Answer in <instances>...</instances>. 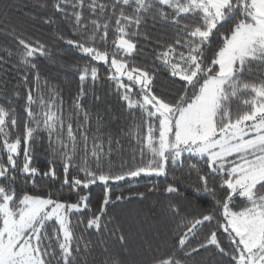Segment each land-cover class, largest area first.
<instances>
[{
	"label": "snow or ice",
	"instance_id": "obj_1",
	"mask_svg": "<svg viewBox=\"0 0 264 264\" xmlns=\"http://www.w3.org/2000/svg\"><path fill=\"white\" fill-rule=\"evenodd\" d=\"M52 8L84 37L68 39L67 44L91 61L110 63L114 72L108 80L114 82L118 100L134 117L127 135L136 140L142 163L122 160L119 171H114L113 155L123 148L118 137L113 139L111 132L103 131V117L97 115L95 131L89 135L92 115L81 100L86 95L85 81L93 85L98 81L97 67L86 64L76 69L81 87L73 105L74 128L71 120L65 123L56 102L58 93L49 89L46 96L41 90L33 58L49 56L47 48L16 36L23 48L20 62L37 75L33 87L27 89L23 134L15 139L10 131L17 125L14 109L0 104V151L6 154V161L0 159V264H89L91 241L75 233L72 221L73 216L91 211L89 195L81 192L97 182L104 185L99 211L78 221L84 231L100 232L110 222L102 223L106 206L112 203L111 183L167 177L185 165L186 183L173 176L162 190L149 189L187 204L169 201L168 213L179 218L176 227L186 231L177 235L171 254L154 256L148 264H200L194 257L201 251L209 252L210 258H227L228 264H264V0H55ZM109 8L111 13H106ZM85 10L97 17L107 14V19L86 23ZM113 18V50L105 47L102 51L95 45H107ZM149 20L153 27L157 23L169 26L174 34L170 43L156 39L158 68L151 71L128 63L138 50L140 28ZM144 39L150 40L147 33ZM8 54L12 55L11 50ZM158 72L167 73L179 85L174 94L155 93ZM27 79L24 76L25 84ZM45 136L53 159L48 170L42 171L33 166V153L34 145ZM57 159L63 170L61 189L67 186L75 202L51 189L43 195L17 191L20 177L33 186L38 177L60 180ZM135 195L144 197L145 193ZM208 198L210 206L205 207L201 201ZM205 228L208 234L191 247ZM111 235L126 252V236L117 231ZM106 264L128 262L122 252H116Z\"/></svg>",
	"mask_w": 264,
	"mask_h": 264
},
{
	"label": "trees",
	"instance_id": "obj_2",
	"mask_svg": "<svg viewBox=\"0 0 264 264\" xmlns=\"http://www.w3.org/2000/svg\"><path fill=\"white\" fill-rule=\"evenodd\" d=\"M47 2V7L40 5ZM55 0H0V104L7 109H14L13 115L17 120L15 129H10L12 139L23 134L24 121L27 119L25 112L27 89L33 87L37 71L40 76L41 90L47 96L49 89L58 93L57 105L62 108L65 123L71 122L75 128L77 120L74 109V100L81 87L79 81V72L77 67H83L86 64H92L98 69V81L93 85L91 80L84 83L85 97L81 103L87 108L92 115V129L89 133L91 136L96 127L97 115L103 117L101 121L103 131L111 132L113 139L119 138L123 151L113 155L116 165L114 171H119V165L122 160H127L129 164L142 163L138 146L134 138H130L127 133L134 117L128 114V110L122 106L115 94V84L108 80L112 73L108 64L91 61L90 57L80 53L74 46L66 43L68 39L83 40L84 37L76 34L71 24L60 14H57L52 8ZM104 3H110V0H101ZM70 13L72 9L69 7ZM107 9L106 13H111ZM131 13V9H126ZM99 18L101 22L107 19V14L102 17L91 15L87 10L84 12V21L87 23L90 19ZM54 21L49 23L48 21ZM91 28V25H89ZM115 21H110L107 45L97 43L95 46L100 50H113L112 41L115 38ZM147 33L150 40L144 39ZM16 36L35 44L39 41L44 44L49 52V56H37L33 62L37 65V71L27 70L26 66L20 62V55L23 52L22 46L17 43ZM63 36L64 39L59 37ZM173 32L169 26L159 23L153 27L152 21L149 20L146 25L140 28V36L136 42L138 45L137 52L128 58L130 67H140L147 70H155L158 64L154 62L156 48V39L159 38L162 44L170 43L173 40ZM11 50L12 55L8 54ZM24 76H27V84L24 82ZM45 82L47 87H45ZM126 82V79H125ZM178 84L168 78L165 72H158L156 75L153 90L157 95L174 94ZM18 94V95H17ZM34 97L36 92H33ZM100 99L96 100L95 97ZM138 121V115L136 117ZM46 136L34 145L33 166L47 171L49 162L53 159L48 151ZM116 145H113L115 148ZM133 149L136 151V159H131ZM22 155L20 160L22 161ZM149 157H145L146 159ZM0 159L6 161V154L0 151ZM79 157L77 158V162ZM57 175L60 180L55 182L48 178H37L35 186L26 182L20 177L16 184L18 192L27 191L31 194L43 195L47 189L59 193L62 199L68 202H75L76 196H68L69 189L64 186L61 189L62 166L59 159L56 160ZM72 175H76L72 172ZM179 177L180 181L187 182V165L184 168H177L169 172L167 177L158 178H141L138 181L128 182L119 181L110 184V195L112 203L106 206V215L103 222H108L107 229L96 232L94 229L84 231V224L78 223L83 219L86 221L94 212H98L103 201L104 185L97 182L90 185L81 194L89 195V207L91 211L85 212L82 216L77 214L72 217L74 231L77 235H83L85 240L91 241L90 253L87 256L89 264H106L111 255L116 252H122L123 258L128 264H148V261L154 257H163L171 254L176 247V237L182 234L186 229L176 227L179 218H172L167 211L169 201H177L186 205V200H181L174 195L169 196L162 191H149L154 186L163 189L168 183L172 182V177ZM179 182V181H178ZM184 188L181 187V192ZM145 193L144 197L135 195L136 193ZM192 196L191 191L187 193ZM117 196H123L124 199L116 200ZM55 198V197H54ZM205 207L210 206V198L201 201ZM189 211H193L189 209ZM198 215V213H197ZM117 231L127 238V251L123 252L121 245L111 232ZM205 228L200 236L193 239L191 247L202 242L203 237L207 235ZM224 243V237H219ZM226 246V245H225ZM107 249V251H105ZM214 251V250H211ZM200 264H228L227 258L215 257L210 258L209 252L201 251L194 257Z\"/></svg>",
	"mask_w": 264,
	"mask_h": 264
},
{
	"label": "rangeland",
	"instance_id": "obj_3",
	"mask_svg": "<svg viewBox=\"0 0 264 264\" xmlns=\"http://www.w3.org/2000/svg\"><path fill=\"white\" fill-rule=\"evenodd\" d=\"M110 59H111V57H110ZM102 63H104V62H102ZM105 64H106V63H105ZM108 65H109V67H110V63H108ZM110 69H111V68H110ZM111 71L114 72V70H112V69H111ZM124 79H126V77H125Z\"/></svg>",
	"mask_w": 264,
	"mask_h": 264
}]
</instances>
